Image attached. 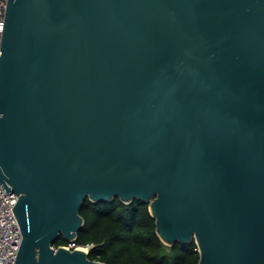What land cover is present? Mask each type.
Here are the masks:
<instances>
[{
  "label": "water",
  "instance_id": "water-1",
  "mask_svg": "<svg viewBox=\"0 0 264 264\" xmlns=\"http://www.w3.org/2000/svg\"><path fill=\"white\" fill-rule=\"evenodd\" d=\"M0 183L16 264H108L71 244L116 197L198 264H264V0H8Z\"/></svg>",
  "mask_w": 264,
  "mask_h": 264
},
{
  "label": "trees",
  "instance_id": "trees-1",
  "mask_svg": "<svg viewBox=\"0 0 264 264\" xmlns=\"http://www.w3.org/2000/svg\"><path fill=\"white\" fill-rule=\"evenodd\" d=\"M81 213L85 225L76 245L89 246V256L108 264H198L195 241L167 245L156 231L149 204L123 202L119 197L98 203L86 199ZM68 244L62 236L56 245Z\"/></svg>",
  "mask_w": 264,
  "mask_h": 264
},
{
  "label": "built area",
  "instance_id": "built-area-1",
  "mask_svg": "<svg viewBox=\"0 0 264 264\" xmlns=\"http://www.w3.org/2000/svg\"><path fill=\"white\" fill-rule=\"evenodd\" d=\"M7 5L8 0H0V57ZM17 200V194L11 191L7 192L0 183V258L2 264H16L23 239V232L14 210ZM71 245L77 246L76 243ZM86 247L89 248V246Z\"/></svg>",
  "mask_w": 264,
  "mask_h": 264
}]
</instances>
